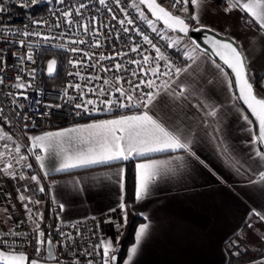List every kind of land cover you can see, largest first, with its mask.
I'll return each mask as SVG.
<instances>
[{
	"label": "crops",
	"instance_id": "crops-1",
	"mask_svg": "<svg viewBox=\"0 0 264 264\" xmlns=\"http://www.w3.org/2000/svg\"><path fill=\"white\" fill-rule=\"evenodd\" d=\"M193 12L199 13L201 24L232 37L243 47L250 70L256 76L258 93L264 96V79H261L264 77V31L259 25L248 22L250 16L239 9L226 13L219 0H206L202 8L189 5L188 15ZM192 25H196L195 22ZM193 55L199 58L195 63L189 60L186 64L192 65V68L180 76L185 84L187 100L176 99L162 92L164 103H158L155 111L161 117H179L178 122H182L184 128L190 126L192 150L199 160L182 150L154 154L153 159L170 160L167 167L171 171L162 173L157 183L150 187L148 197L136 201L135 165L141 158L133 159L134 195L131 201H127L125 188L121 191L116 175L120 167L125 168L126 161L56 172L59 161L53 156L46 161L45 170L49 174L45 176L27 150L29 136L71 128L93 120L112 119L121 114L86 118L70 125L37 130H23L10 117L0 119V131L12 137L10 141H0V152L5 153L4 159L29 155L26 162L16 164L13 160L14 167L10 171L16 173V178L6 174L7 182L0 185V229L11 228L18 221L19 209L29 215L18 198L23 193L31 200L39 201V204L24 202L32 210L31 221L39 222L50 232L58 222L96 217L103 239L112 238L115 241L117 230L106 221L110 217L120 221L122 212L119 204L123 202L127 208V222L120 229L119 242H114L115 248L125 237L128 223L133 218L139 220L135 225L133 241L125 248L120 264H124L141 224H148L149 228L132 264H226L233 243L234 251L240 244L238 246L245 248L243 251H250L254 257L238 264H261L264 261V221L252 215V210L264 213V181L260 176V173H264V160L255 155L256 148L261 149L260 145L249 143L252 132L256 131L255 125L249 126L241 118L248 114L238 101L231 100L226 82L213 65V59L199 50ZM195 104H200L203 110L192 107ZM204 105H215L218 108L217 117H206L204 113L209 109ZM204 119L209 124L207 129L201 124ZM212 127L221 129L222 145L218 146V142L207 134ZM249 127L252 132L248 130ZM16 145L21 146L19 154L15 153ZM177 156L184 159L176 160ZM200 161H204V164ZM25 163L32 164V167H25ZM20 174L25 179H19ZM32 175L39 178V184L30 180ZM41 186L44 192L39 191ZM46 199L50 204L49 214L54 217L51 225L44 221ZM36 213H42L43 219L40 220Z\"/></svg>",
	"mask_w": 264,
	"mask_h": 264
},
{
	"label": "snow or ice",
	"instance_id": "snow-or-ice-1",
	"mask_svg": "<svg viewBox=\"0 0 264 264\" xmlns=\"http://www.w3.org/2000/svg\"><path fill=\"white\" fill-rule=\"evenodd\" d=\"M38 0H30L32 5H35ZM63 2V0H61ZM116 4L119 6L120 0H115ZM101 5H106V0H99ZM206 0H175L172 4V9L176 11H171L166 9L161 5L158 0H139V3H133L131 7L135 8L139 12V17L144 20L147 25L151 28L152 32L156 33L161 40L166 41V45L169 48L178 46L181 43V38L177 37L175 39L168 36L169 31H174L188 36L190 30L201 32L208 31L214 33V35L207 39V43L211 46V53L226 65L228 69L231 70L232 76L224 70V67L217 63L215 59L212 60L213 65L219 71L223 82H226L227 91L233 101H242L247 109L250 111L251 115L255 117V121L258 125V130L252 132V128L249 127V131L252 132V138L249 142L251 145H264V96L258 95L255 91V85L257 83L256 76L251 72L249 67V59L245 55L243 47L239 43L231 38L225 37L224 39H218L217 36L221 34L216 32L215 29L208 28L206 25L201 24L200 15L197 12H193L188 15L189 5L195 6L196 8H202ZM227 7L224 11L230 13L235 9H239L250 16V21L259 25L261 31H264V0H226ZM146 6L147 10L151 13L152 17L155 19H149L145 12L140 10V6ZM177 5H181L177 9ZM21 7L28 6L27 3L22 2ZM85 5L81 4L79 8L76 9V14H80V9L84 8ZM5 11V8L0 5V12ZM111 11V9H109ZM121 12L125 13L127 19V24H134V19L127 18L128 13L124 8L120 9ZM183 13L184 15H181ZM65 17H70L71 12L65 11L62 13ZM113 19L116 16L113 15ZM71 23V20L68 21ZM158 22L163 23V28L158 29L156 24ZM192 22H195L198 27L191 28ZM37 25L43 23V21H35ZM119 23L124 25L125 20H120ZM59 25H57L58 27ZM84 31L87 32V26H83ZM7 29H0V33L6 31ZM124 32H128V28L123 29ZM137 35L142 36L143 41L151 46L154 50L156 56L150 57L148 55L143 56V63L145 65H151L155 62L154 67L148 69H142L145 75L150 71L153 77L159 79L160 77H168V80L164 81V88L162 90H151L158 89L159 86L156 85L155 80H140L139 83L135 84L132 91H139L138 96H133L128 90L119 86L120 79L114 78L116 80L115 92L119 93L118 96H111L110 89L106 91L104 88L99 90L92 89L94 95L97 97H107L104 99H90L85 98L84 94H81V103L75 104L77 109H83L86 113H96V114H111L115 109H136L133 114H121L112 119H99L93 120L90 123L77 125L71 128L61 129L59 131H49L42 135L29 136L28 140L30 142L28 146V153L34 156L35 161L38 162L41 170L44 171V175L47 176L49 173L45 169L47 168L46 161L51 157H55L59 161L58 167L55 168L56 172H68L74 169L88 168L94 165H112L121 162L141 158L140 162L136 163V186H135V199L136 201H142L150 195V187L155 185L158 179L161 177L162 173L165 171H171L168 169V165L171 163L170 160H158L151 158L157 153H168L183 151L187 153L190 157H194L196 160L200 158L192 150L193 144V134L191 132L190 126L188 128L182 127V122L179 117L176 119H171L167 115L161 117L156 111V106L158 103H164L161 98V93L165 95H171L176 99L187 100L185 96V84L183 80H180L181 74L187 73L192 65L186 64L183 66H177L174 61H172L161 48L153 43L152 39L148 35L143 34V32L136 28L134 29ZM25 37L29 35L40 36L39 32L29 33L28 31L23 32ZM45 40L49 39L47 36L44 37ZM73 43H84V41H73ZM195 46L192 49V53H195L200 45L195 41L192 42ZM21 47L24 46V41H20ZM96 47H99V42L96 43ZM141 46L139 44L134 45L130 50L132 52L140 51ZM73 52L78 51V49L73 48ZM192 53H185L188 60H192L194 63L199 58ZM204 55H208V49L204 50ZM120 55V53H118ZM127 55V53H123ZM105 56H100V60L105 59ZM112 59V57H107ZM21 60L27 59L32 60V56L25 53L24 56L20 57ZM158 61H164L165 71H161V65ZM130 63L140 64L141 61L131 60ZM73 66H77V62L70 61ZM57 61L55 59L49 60L47 65V71L49 75H52L55 71ZM114 68L119 71L122 68L120 63H116ZM107 70V69H106ZM35 70H33L34 72ZM79 75V73H76ZM133 75H136L133 72ZM17 81L21 80V77L17 76ZM264 79V77H261ZM3 83V78L0 77V84ZM111 82L105 80L104 84L109 85ZM132 83V81H128ZM141 85L143 87L150 89V91H141ZM172 85H175L173 88ZM31 85H25V83H16L14 87L18 89H25ZM75 88L79 89V85H75ZM235 89V91H234ZM170 90V91H169ZM191 95V93H189ZM27 99V96L24 97ZM69 99H72L71 97ZM37 103H39L37 101ZM198 111H202L200 104L192 105ZM203 107L209 110L204 113L206 117H217L218 108L215 105H204ZM140 109H143L142 111ZM187 117H185L186 119ZM249 126L253 124V121L249 119L248 115H242L241 117ZM27 119V117H25ZM204 128H208L209 124L206 119L201 121ZM27 127V125H25ZM221 129L219 127H212L211 131L207 134L211 138L218 142V146L222 145V139L219 135ZM12 140V137L7 133L0 131V141ZM7 149V144L4 145ZM226 151V149H225ZM21 152V146L16 145L15 153L19 154ZM29 155H19L18 157H13L11 160H5L4 152H0V164H4L3 171L5 174L16 178V173L10 171L13 169V160L16 164L22 161L26 162L29 159ZM255 155L264 160V151L260 148H256ZM176 160L182 161L183 156L175 157ZM204 164V161H200ZM27 168H31L32 164L25 163ZM207 166V165H205ZM125 173L126 169L120 167L116 175L118 176V182L121 191L125 188ZM261 180L264 181V173H260ZM19 179H25L23 174H20ZM31 181H35L37 184L40 183L39 178L36 175L30 177ZM40 192H44L43 186L39 188ZM19 200L23 204L25 210L28 212V219L33 220L32 210L28 207L26 200L29 203L39 204V201H33L29 197L25 196L23 193L19 194ZM123 201V196L121 197ZM63 208V205H60ZM119 209L122 212L120 221H114L111 217L106 221V223L112 224L117 230V237L115 241L112 238L100 239L99 243L93 245V251L87 252L88 256H93L97 254L100 256V264H117V255L115 254L118 249L114 247V242H119L120 229L126 226L127 222V208L126 204L121 202L119 204ZM110 211H116V209H110ZM40 220L43 219L42 213H36ZM252 215L257 216L261 221H264V213L252 210ZM35 224L34 230L36 231L35 236V252L39 255L41 251V246L47 243L52 244L49 238L45 241V232L40 230V223L33 221ZM251 227V225H249ZM148 224H141L138 231L135 233V243L128 250L127 258L124 264H132L133 258L137 255L142 242L146 238L148 231ZM7 236H25L23 233L15 232H5L0 233V264H39L37 259H30L23 251H16L15 248L23 247V245H17L15 241L9 242L3 237ZM71 239V237H69ZM235 246V245H234ZM49 258H55L51 249L49 250ZM88 264H94L93 260H89ZM264 264V261L261 262Z\"/></svg>",
	"mask_w": 264,
	"mask_h": 264
},
{
	"label": "built area",
	"instance_id": "built-area-1",
	"mask_svg": "<svg viewBox=\"0 0 264 264\" xmlns=\"http://www.w3.org/2000/svg\"><path fill=\"white\" fill-rule=\"evenodd\" d=\"M39 1L32 5L30 0H0V5L5 11L0 12V29H7L0 33V77L3 83L0 84V119L10 117L23 130L50 129L53 127L66 125L83 118L105 117L115 114H122L136 111V109H115L111 114L86 113L83 109H77L75 104L81 103V94L85 98L94 100L107 97H97L91 91L104 88L109 89L111 96H118L115 92L116 80L119 78V86L128 90L134 97L140 94L139 91H132L136 83L140 80H155L158 89L164 86V81L168 77H153L149 71L145 75L142 69H148L155 66L143 63V56L155 57L154 50L146 44L142 36L137 35L134 29L139 28L143 34L149 36L161 51L165 53L177 66L186 65L189 61L185 53H192L194 45L191 41L182 35L184 42L178 46L169 48L166 41L161 40L159 36L152 32L147 23L139 17V12L131 7L133 3H139L138 0H120L119 6L115 0H106V5H101L99 0H49L42 5ZM27 3L28 8L21 7V3ZM171 11L175 0H159ZM81 4L85 7L80 9V14H76V9ZM219 5L225 9L226 0H219ZM38 6L42 11L35 9ZM45 7V8H44ZM181 5H177L179 9ZM124 8L128 13L127 18L134 19V24H127L125 13L120 9ZM111 9V11H109ZM140 10L144 11L146 16L151 19L142 5ZM71 12L70 17L62 15L63 12ZM184 15L183 13H180ZM113 15L116 19H113ZM71 20V23L68 21ZM125 20L124 25L119 23ZM35 21H43L37 25ZM57 25H59L57 27ZM87 26L88 31H84L83 26ZM158 29L162 26L156 24ZM128 28V32L123 29ZM39 32L41 35H29L25 37L23 32ZM174 33V32H173ZM176 34V33H175ZM178 35V34H177ZM47 36L49 39L45 40ZM20 41H24L21 47ZM73 41H84V43H73ZM99 42V47L96 43ZM139 44L140 51L132 52L130 49ZM192 47V48H191ZM76 48L78 51L73 52ZM45 50L58 51L64 55L62 62V77L60 82L55 83L52 88H46L43 78L44 66L41 63V55ZM28 53L32 60L20 57ZM120 53V55H118ZM127 53V55H123ZM193 54V53H192ZM100 56L106 58L100 60ZM107 57H112L109 59ZM131 60L141 61L138 65L130 63ZM70 61L77 62L73 66ZM116 63L122 65L121 70L114 68ZM161 65V71H165L164 61H158ZM107 69V70H106ZM33 70H35L33 72ZM133 72L136 75H133ZM76 73H79L77 75ZM43 75V76H42ZM17 76L21 77L17 81ZM111 83L105 85L104 81ZM132 81V83H128ZM25 83L31 85L25 89L14 87L16 83ZM79 85L77 89L74 86ZM141 91H150L141 85ZM27 96V99L24 97ZM72 99H69V98ZM37 101L39 103H37ZM142 110V109H140ZM27 117V119H25ZM27 125V127H25ZM1 165V164H0ZM7 178L2 166H0V183L5 184ZM22 210H18L19 219L11 228L0 229V233L15 232L23 233L25 236H7L3 237L9 242L15 241L17 245L23 247L15 248L16 251H23L30 259L46 261L45 244L41 246L39 255L35 252V224L30 221ZM54 227L50 239L52 241V252L56 264H88L91 259L95 262L100 261V256L93 254L88 256L86 253L93 251V245L103 239L101 227L96 217L71 220L67 222H58ZM40 230L43 231L41 225ZM71 237V239H69ZM46 239V238H44Z\"/></svg>",
	"mask_w": 264,
	"mask_h": 264
},
{
	"label": "trees",
	"instance_id": "trees-1",
	"mask_svg": "<svg viewBox=\"0 0 264 264\" xmlns=\"http://www.w3.org/2000/svg\"><path fill=\"white\" fill-rule=\"evenodd\" d=\"M35 9L42 11L43 8H40L38 6L35 7ZM148 15V13H147ZM149 16V15H148ZM150 17V16H149ZM158 25H160L158 23ZM161 26V25H160ZM50 52L49 50H45L42 52V55H41V63L43 62V59H44V56L46 53ZM64 60V55L62 56V59H61V62H63ZM43 64V63H42ZM62 64L60 63V66H59V69L57 70L56 74L52 75V76H43L44 80H45V83H46V88H52L53 85L55 83H58L60 82L61 80V77H62ZM255 89L257 90L256 88V85H255ZM258 92V90H257ZM83 119H86V118H83ZM83 119H79L78 121L80 120H83ZM76 122V121H75ZM125 169H126V173H125V200L127 201H131L133 199V195H134V160H129V161H126L125 163ZM49 200H45V219L44 221H48V224L53 222L54 220V217H52L51 214H49ZM138 218H133L130 223H128V231L125 235V237L123 238V240L121 241V243L119 244V246L117 247L118 251L116 252L117 253V264H120V261H122L124 255H125V251L127 248V246L133 241V234H134V229H135V225L137 224L138 222ZM46 223V222H45ZM45 229V236L46 238H50V236L52 235V232H50V229L48 230L46 227H44ZM49 235V236H48ZM254 258L253 256L251 255H247V253H242V254H239V255H236L233 253V249L229 252V256H228V261L226 264H238L240 262H243V261H246V260H249V259H252ZM99 263V262H97Z\"/></svg>",
	"mask_w": 264,
	"mask_h": 264
},
{
	"label": "water",
	"instance_id": "water-1",
	"mask_svg": "<svg viewBox=\"0 0 264 264\" xmlns=\"http://www.w3.org/2000/svg\"><path fill=\"white\" fill-rule=\"evenodd\" d=\"M49 0H41V1H39V5H42L43 3H46V2H48ZM139 1V0H138ZM158 2H159V0H158ZM161 5L163 6V7H165V5H163L162 3H161ZM142 7L144 8V10L148 13V15L150 16V18L151 19H155L154 17H152V15H151V13L147 10V8H146V6H143L142 5ZM25 8H28V7H25ZM166 9H168L167 7H166ZM169 10V9H168ZM162 27H163V23L162 22H158ZM191 28H195V27H198V25H192L191 24V26H190ZM208 27V26H207ZM208 28H211V27H208ZM213 29V28H212ZM171 32H174V31H171ZM216 32H218V31H216ZM174 33H176V34H178V35H182V36H184V34H182V33H178V32H174ZM218 33H220V32H218ZM221 35L220 36H217L216 38H218V39H224L226 36L227 37H230V36H228V35H225V34H223V33H220ZM214 35V33H212V32H208V31H201V32H196V31H192V30H190V32H189V34H188V36H185V37H187L190 41H191V43L193 42V41H195L197 44H199L200 45V48L198 49L199 51H201V52H203L204 53V50L205 49H208V56H210L212 59H215L219 64H221L223 67H224V69L229 73V76L231 77L232 76V74H231V70L230 69H228L227 68V66L226 65H223V62L221 61V60H219V58L218 57H215L214 55H212V53H211V46L207 43V39L208 38H210V37H212ZM232 38V37H231ZM193 44V43H192ZM194 45V44H193ZM195 46V45H194ZM234 91H235V89H234ZM255 91H256V89H255ZM257 92V91H256ZM258 93V92H257ZM258 95H260L259 93H258ZM260 96H263V95H260ZM239 103H240V105L244 108V110L247 112V114L249 115V118H251L252 119V121H253V123H254V125H255V129H256V131L258 130V125H257V123H256V121H255V117H253L252 115H251V113H250V111L247 109V106L246 105H244L243 104V102L242 101H238ZM260 147H261V149H262V151H264V145H260ZM49 238H46L45 239V241H47ZM51 249V251H53L52 250V245H48L47 243H45V259H46V261H39V264H56L55 262H52L51 260H53L54 258H49V250ZM116 255H117V253H115Z\"/></svg>",
	"mask_w": 264,
	"mask_h": 264
},
{
	"label": "rangeland",
	"instance_id": "rangeland-1",
	"mask_svg": "<svg viewBox=\"0 0 264 264\" xmlns=\"http://www.w3.org/2000/svg\"><path fill=\"white\" fill-rule=\"evenodd\" d=\"M45 8V7H44ZM160 26V25H159ZM168 36L169 37H171V38H173V39H175V38H177V37H180L179 35H177V34H175V33H173V32H171V31H169L168 33ZM181 38V43H183L184 42V38H182V37H180ZM192 48V47H191ZM62 56H63V54L62 53H60V52H58V51H51V52H48V53H46L45 54V56H44V59H43V66H44V76H47V77H49V76H52V75H54V74H56V72H57V70L59 69V66H60V63L62 64V62H61V59H62ZM52 59H55L56 61H57V64H56V68H55V71L53 72V74L52 75H49L48 74V71H47V65H48V61L49 60H52ZM257 91V90H256ZM0 166H2V164L0 165ZM2 168H4L3 166H2ZM6 175V174H5ZM7 178V177H6ZM0 185H1V183H0ZM27 217H28V215H27ZM31 221V220H30ZM42 227V226H41ZM42 229H43V231H45L44 230V228L42 227ZM47 236V235H46ZM46 236H45V238H46ZM49 236V235H48ZM232 245H235L234 243L232 244ZM232 245L230 246L231 247V250L233 249L232 248ZM238 245H240V244H238ZM237 245V247L235 248V251L233 250V253L234 254H236V255H239V254H242V253H245V251H243L244 249L241 247V246H238ZM240 247V248H239ZM249 250V249H248ZM247 255L249 256L250 255V251H249V253H247ZM101 259V258H100ZM94 264H100V261H99V263H97V262H95Z\"/></svg>",
	"mask_w": 264,
	"mask_h": 264
}]
</instances>
